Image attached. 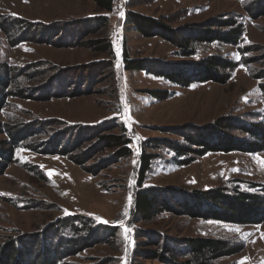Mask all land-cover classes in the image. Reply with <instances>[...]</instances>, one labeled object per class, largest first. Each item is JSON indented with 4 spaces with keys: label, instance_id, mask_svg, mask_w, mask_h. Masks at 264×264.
<instances>
[{
    "label": "rangeland",
    "instance_id": "374dc122",
    "mask_svg": "<svg viewBox=\"0 0 264 264\" xmlns=\"http://www.w3.org/2000/svg\"><path fill=\"white\" fill-rule=\"evenodd\" d=\"M257 1L112 0V9L104 11L93 0H0V20L5 18L6 22L0 28V70L4 65L15 68L28 94L42 91L35 97L9 98L0 111V123L39 121L45 129H59L69 136L68 141L75 140L79 149L94 151L85 163L76 164L62 155L16 147L14 161L0 174V243L20 238L27 258L40 234L54 232L59 220L72 215L109 224L114 235L100 233L87 248L69 255L61 264H162L138 253L141 248H156L143 242L145 235L155 233L165 241L205 236L239 248L210 264H264V218L256 224H232L169 212H160L150 220L132 216L137 185L184 192L264 184V151L207 152L189 164L173 166L168 149L169 142H184V134L201 131L220 116H231L242 125L264 122V9L251 15L247 11L248 6L256 7ZM127 10L160 18L170 27L233 16L244 31L239 47L212 43L201 45L196 55L181 57L165 39L143 37L133 30L125 21ZM100 15H107L101 26L94 22ZM15 17L36 24L24 27L28 32L17 36ZM46 30L44 36L34 34ZM108 42L110 50H102ZM123 46L129 58L153 61L150 67L155 71L176 68L211 53L249 63L233 69L227 82L195 83L185 88L138 69H125ZM54 80L63 87L53 86V90L61 94L72 89V93L47 98L43 90ZM147 89H168L173 94L157 99ZM77 129L90 133L77 136ZM120 130L131 139L132 151L117 158L115 149L105 147L97 136L119 135ZM227 135L252 141L238 128ZM45 137L39 133L34 138ZM4 138L5 133H1L0 141ZM149 141L153 145L146 152L155 155L139 184V152ZM248 215L253 216L252 210Z\"/></svg>",
    "mask_w": 264,
    "mask_h": 264
},
{
    "label": "trees",
    "instance_id": "16d2710c",
    "mask_svg": "<svg viewBox=\"0 0 264 264\" xmlns=\"http://www.w3.org/2000/svg\"><path fill=\"white\" fill-rule=\"evenodd\" d=\"M95 5L104 11L112 9V0H93ZM256 7L248 6V13L251 15L258 9H264V0L255 2ZM96 25H104L107 15L94 17ZM5 18L0 20L1 26H5ZM15 32L17 36L24 35L27 26L35 22L15 17ZM24 20L23 22L21 20ZM125 21L133 30L143 37H161L170 42L177 49L176 53L181 57L196 55L201 45L212 43L235 45L239 43L244 31V26L233 16L213 17L206 21L185 24L178 27L167 26L160 18L143 15L133 10H127ZM20 27V28H19ZM22 29L23 31H20ZM48 30L34 32L44 36ZM48 36V35H47ZM72 40L74 37L72 35ZM90 42V41H89ZM95 42L100 43L97 40ZM110 44H104L102 50H110ZM239 47V46H237ZM240 50V48H238ZM247 50V48H245ZM241 52V50H240ZM122 61L127 70L138 69L153 74L171 84L180 87H189L195 83L204 82H227L231 78V71L239 65L247 66L249 61H235L217 53H211L197 61H190L187 64H179L178 67H163L160 70H153L150 65L153 61L146 59L129 58L124 46L122 47ZM18 72L15 68L3 66L0 70V111L8 105V99L12 97H35L41 95L42 91L28 94V88L17 79ZM55 81L48 85V90H43L46 97L70 95L71 91L61 93L57 90L63 85ZM14 84V87H13ZM57 84V85H55ZM42 87L46 85L42 84ZM53 86L57 89L53 90ZM154 98L162 99L170 97L173 92L168 89H147L145 90ZM40 97V96H39ZM239 120L231 116H220L209 126L203 127L201 131L194 129L189 134H184V142H169L168 149L172 152L171 165H186L207 152H244L256 153L264 151V122L261 120L248 122L242 125ZM39 121L19 122L15 124L0 123V134L5 133L4 140L0 141V174L8 163L14 161V150L21 145L35 153L44 155H62L68 157L76 164H83L93 152H87L89 147L79 149L69 136H64L61 131H51L41 126ZM238 128L252 138L251 142L240 141L227 135L229 130ZM77 136L90 133V130L77 129ZM39 133L46 135L42 140L34 138ZM75 133V135H76ZM33 135H35L33 137ZM69 135V134H68ZM74 135V134H73ZM79 138V137H78ZM98 141L106 143L105 147L115 149L117 158L127 156L131 153V139L120 130L119 135L99 134ZM150 142V143H149ZM140 148L138 183L141 184L150 161L155 154L146 152L153 141H149ZM36 167V165H34ZM89 171L93 169L89 168ZM42 175V174H41ZM137 183V184H138ZM264 184L251 183L247 188L217 187L202 191L191 190L180 192L175 188L161 187H136L133 193L132 216L141 220H150L160 212H169L175 215H189L202 220L220 221L232 224H256L264 218ZM259 208L261 212H259ZM253 216L248 215V211ZM255 211V215H254ZM257 215V216H256ZM71 216V217H69ZM259 216V217H258ZM114 229L106 223L96 222L89 217L68 215L59 220L55 225L54 232L48 235L40 234L36 238V246L30 249L27 258L23 255L24 245L20 244V238L11 237L0 243V264H61L62 260L89 246V243L100 233L112 236ZM45 236V237H44ZM143 242L155 245V249L141 248L139 255L160 260L162 264H210L212 259L233 255L239 248L222 239H215L205 236H192L164 240L165 237L159 233L153 236L145 235ZM104 239V237L102 238ZM106 238L104 239V241ZM146 245V244H145Z\"/></svg>",
    "mask_w": 264,
    "mask_h": 264
},
{
    "label": "snow or ice",
    "instance_id": "6c2138e0",
    "mask_svg": "<svg viewBox=\"0 0 264 264\" xmlns=\"http://www.w3.org/2000/svg\"><path fill=\"white\" fill-rule=\"evenodd\" d=\"M120 15L122 16L123 13L121 12ZM262 164H264V161H261ZM51 175V172L49 173ZM125 231H127V229H125Z\"/></svg>",
    "mask_w": 264,
    "mask_h": 264
}]
</instances>
